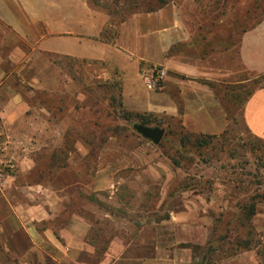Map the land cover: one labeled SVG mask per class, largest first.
<instances>
[{"label": "rangeland", "instance_id": "rangeland-1", "mask_svg": "<svg viewBox=\"0 0 264 264\" xmlns=\"http://www.w3.org/2000/svg\"><path fill=\"white\" fill-rule=\"evenodd\" d=\"M81 1L90 14L105 16L99 40L114 48L106 59L38 49L28 32L42 28L30 25L24 28L23 52L12 51V44L1 40L6 33L8 39L16 38L18 4L0 0V55L10 57L0 66V91L29 105L23 121L10 125L16 130L0 133V171L5 181L0 202L8 203L3 192L24 203L36 202L34 197L29 201L23 190L10 193L13 177L15 186L48 184L63 168L76 169L87 176L89 185L74 193L59 218L68 223L75 214L87 220L85 238L99 254L113 235L127 244L142 225L173 217V223L201 222L206 235L202 233L201 244L184 241L176 249L167 244V254L177 256L170 264H202L203 259L210 264H264V139L246 130L227 108L226 130L199 145L196 137L185 136L188 131L178 116L159 111L167 102L160 88L147 86L138 71L122 67L121 59L129 54L124 47L138 45L137 26L144 32L148 20L161 12L172 26L180 18L191 29L225 28L230 32L225 47L235 55L240 34L264 22V0H166L149 12L145 10L158 0ZM180 48L184 47L173 43L168 54L176 56ZM152 65L142 62L139 69ZM248 79L249 92L264 84V74L249 73ZM235 92L226 93L225 101L236 103ZM134 114L149 120L146 125L164 129L159 143L136 131L134 125L143 123ZM45 122L50 130L40 129ZM251 206L255 212L248 216ZM2 209L8 213L7 206ZM171 227L184 238L196 231L189 224ZM236 242L243 245L231 254Z\"/></svg>", "mask_w": 264, "mask_h": 264}, {"label": "crops", "instance_id": "crops-1", "mask_svg": "<svg viewBox=\"0 0 264 264\" xmlns=\"http://www.w3.org/2000/svg\"><path fill=\"white\" fill-rule=\"evenodd\" d=\"M17 4L16 38L10 40L6 33L1 40L8 46L12 44V51L23 52L24 28L29 25L43 29L28 34L30 41L44 51L80 59H106V54L114 49L106 48L99 40L105 16L90 14L81 0H17ZM164 16L162 12L156 13L152 21L148 20L150 25L144 27V32L137 26L140 37L137 38L135 33L134 39L138 45L134 49L124 47L123 51L129 54L121 57L122 67L138 71V78L142 62L145 66L153 64L166 68L170 74L160 90L167 102L158 109L178 116L187 131L206 135L224 132L229 123L228 108L239 116L246 130L264 139V84L251 95L247 92L248 74H264V22L240 34L234 55L225 47L230 33L225 28L191 29L180 18L175 19L177 25L172 26L171 19ZM218 41L223 42L224 47L219 48ZM173 43L184 48L192 46L194 50L180 48L176 56L169 55ZM9 58V55H0V66L4 62L7 64ZM232 91H236V103L225 101L226 93ZM0 97L4 99L0 102V133L16 130L15 125L23 121L29 105L13 94L3 96L0 91ZM40 114L43 117L44 114ZM31 127L33 124L29 122V130ZM40 129L50 130V123H41ZM23 146L27 149L26 144ZM13 179L9 183L11 194L12 189H20L29 196V201L32 197L37 199L24 203L14 195L7 196L8 192L2 193L8 202V213H2L6 206L0 202V264H170L177 256L171 258L167 254V244L172 243L176 249L177 243L184 241L205 242L202 233L205 237L206 232L201 222L182 220L173 223L172 217L168 222L142 225L127 244L121 237L113 235L98 254L96 246L85 238L87 220L75 214L68 223L59 218L74 193L89 185L83 172L63 168L48 184L15 186ZM8 198L12 200L8 201ZM186 224L196 227L194 236L184 238L171 227ZM132 246L135 249L129 250Z\"/></svg>", "mask_w": 264, "mask_h": 264}, {"label": "trees", "instance_id": "trees-1", "mask_svg": "<svg viewBox=\"0 0 264 264\" xmlns=\"http://www.w3.org/2000/svg\"><path fill=\"white\" fill-rule=\"evenodd\" d=\"M166 2H167L166 0H158L156 6H154V7H152V8H149L148 10H145V11H147V12H149V11H154V10H156V9H158V8H160V7H162ZM258 87H259V86H258ZM256 88H257V87H256ZM256 88H254V89H256ZM254 89H253L251 92H249V88H248V91H247V92H248V95H251L252 92L254 91ZM243 99H244V97H243ZM119 105H121V104H119ZM134 115H135L136 117H138V120H139L141 123H143V124H145V125L149 123V120H147V119H146L144 116H142L141 114H134ZM156 121H157V120H156ZM160 122H161V121H158L157 124H160ZM188 135L196 137V138H197V141H198L197 143H198L199 145L207 143V142H208V139H210V138H216L215 135H209V134L206 135V134L194 133V132H189V131L187 132V134H186L185 136H188ZM185 139H186V137L182 139L181 145H184V144H185ZM169 158H170V160H171L174 164L179 165V162H178V160H177L176 158H174L173 156H169ZM254 212H255V208H254V206H251V207L249 208L248 216L253 215ZM245 244H247V242H245ZM208 245H209L208 251H212V250L215 249V248H213V246H212V241L210 242V240H209ZM242 245H243V242H236L235 244H232V245H231V250H232L231 254L236 253L237 248H239V247L242 246ZM234 247H237V248H235V250L233 251V248H234ZM222 250H223V249H222ZM98 254H99V253H98ZM202 261H203V262H201L202 264H210V263H209L208 261H206L205 259H203Z\"/></svg>", "mask_w": 264, "mask_h": 264}, {"label": "built area", "instance_id": "built-area-1", "mask_svg": "<svg viewBox=\"0 0 264 264\" xmlns=\"http://www.w3.org/2000/svg\"><path fill=\"white\" fill-rule=\"evenodd\" d=\"M140 78L145 84L153 89L161 88L167 75V70L163 66L152 65L140 71ZM5 181L3 173L0 171V188L4 187Z\"/></svg>", "mask_w": 264, "mask_h": 264}, {"label": "water", "instance_id": "water-1", "mask_svg": "<svg viewBox=\"0 0 264 264\" xmlns=\"http://www.w3.org/2000/svg\"><path fill=\"white\" fill-rule=\"evenodd\" d=\"M134 128L143 137L150 139L155 144L159 143L164 135V129L159 126H148L144 124H135Z\"/></svg>", "mask_w": 264, "mask_h": 264}]
</instances>
